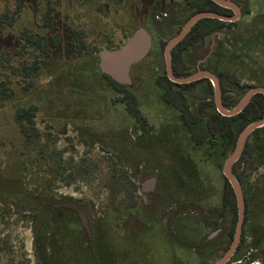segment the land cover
Segmentation results:
<instances>
[{
  "label": "rangeland",
  "instance_id": "rangeland-1",
  "mask_svg": "<svg viewBox=\"0 0 264 264\" xmlns=\"http://www.w3.org/2000/svg\"><path fill=\"white\" fill-rule=\"evenodd\" d=\"M134 2L0 0V19L5 24L0 32V53H4L0 56V264H100L102 260L110 264L112 257L109 248L106 251L105 248L118 243L123 253L119 254L121 264H135V259L139 262L143 251L148 259L140 261V264H200L199 261L201 264H214L222 256V251L208 254L202 250L203 245L193 244L192 232L185 228L178 229L177 235L172 231L165 236L170 216H166L163 227L157 222V214H162L160 211L164 203L160 200L149 205L150 199L167 198L170 193L178 197H195L198 191H202L199 190V183L205 180L209 189L213 190L210 205L203 208L169 205L167 210L171 208L173 212L191 217L189 220L199 223L205 235L223 236L219 241L220 248L228 246L230 241L227 243L224 235L231 230L232 216L226 215L221 227L223 231L219 235L214 232L217 228H211V225L212 220L224 218L218 213L223 195L222 166L224 159L231 154L233 144L224 146L225 142H211L208 136L200 154L203 174L185 170L183 160L174 157L172 166L177 168L167 176L131 169L127 173L131 184L123 183L121 179L119 189L110 188L109 173L113 167L118 164L129 169L135 163L131 136L125 132L132 125L124 120L127 113L123 107L117 106L116 109L113 106L111 89L105 87L102 90L103 80L97 72L96 53L124 42L133 24H145L148 31L156 38L161 35L166 43L193 11L184 0H171V9L167 7L149 15L141 5L143 3H138L137 9ZM235 2L242 9V16L236 25L214 32L204 44L184 52L181 59L185 65L183 70L194 72L202 59L212 57L218 49L224 51L220 52L215 70L226 78L235 75L240 79L235 86V100L238 102L250 86L264 87V80H258L260 76L252 74L260 70L252 59L258 54L249 55L247 52V40L252 45H260L259 33H264V0ZM168 9L164 18L162 14ZM27 34L40 40L39 48L43 45L47 47V53L42 55L41 69L37 74L27 71L28 76L22 70L23 66L32 67L33 60L41 51L36 46L37 42L35 45L27 42ZM75 34L84 40L86 53L83 57H91L87 63L73 49L72 36L75 37ZM106 35L112 39L107 45L103 43V39H108ZM24 44L32 46L24 50ZM258 45H255L257 50L260 49ZM163 48L159 46L153 53L150 52L145 61L133 69L131 76L134 84L126 88L133 97L135 108L148 118L170 117L169 114H172L164 107L162 97L158 96L159 88L156 89L164 74ZM82 64L87 68L91 66V69L85 81H78L77 85L86 89L94 87L99 93L75 97V94H69V90L74 71ZM91 70H94L95 76ZM261 72L264 73V68ZM96 100L105 104L100 107L101 103H96ZM27 105L38 108L32 126L26 121L22 124L18 119L20 109ZM59 116L66 119L58 120ZM84 116L86 118L80 119ZM205 133L204 125L196 131L201 137ZM91 138L99 143L86 144L85 141ZM154 139L157 141L154 156H147L142 162L158 167L167 164L169 159L164 157L174 155V149L164 137ZM259 150V159L250 165L249 180L245 179L242 184L247 200V221L243 228L241 253L237 255L239 264H264L258 258L260 254L264 255V145ZM151 176L157 179L156 189L143 196L142 200L137 194V181ZM162 188L166 196L160 193ZM71 200L81 207L95 236V245L88 251L72 238L78 236L82 238V246L90 245L85 240L78 216L69 211L59 218L58 213L62 211H56L54 207L57 203ZM134 210L139 211L140 217L126 219L123 223L124 218L131 216L129 214ZM47 218L52 220V224L48 225L44 236L42 227ZM58 218L61 219L59 222ZM121 222L123 225L114 229ZM58 229L68 233L61 236ZM205 242L206 239L204 245ZM63 243L65 248H61L64 245L60 247ZM50 245H54L52 249ZM128 257H132V261Z\"/></svg>",
  "mask_w": 264,
  "mask_h": 264
},
{
  "label": "flooded vegetation",
  "instance_id": "flooded-vegetation-1",
  "mask_svg": "<svg viewBox=\"0 0 264 264\" xmlns=\"http://www.w3.org/2000/svg\"><path fill=\"white\" fill-rule=\"evenodd\" d=\"M165 1H167V0H147L144 2H142L141 0H135L134 3H135V7L137 9L139 8L138 3H143L141 5L144 6L146 14L148 13L150 15V13H153L154 11H161L162 9L170 7L173 4V3H170L171 0H168L167 3H165ZM210 1L212 3H214L212 0H210ZM229 1L236 4L235 0H229ZM184 3H185V0H184ZM214 4L217 5L216 3H214ZM217 6L219 8H221L220 9L221 11H220V13H218V12H214V13H218V14H222V15H228V16L232 15L231 10H229L227 8H223L219 5H217ZM170 9H171V7H170ZM170 9H168L167 12L165 11L162 14L164 16V18L167 17ZM240 10H241V16H242L241 7H240ZM199 12H202V11H199ZM209 12H213V11H209ZM195 13H197V12H195ZM195 13L191 14L190 17L192 15H194ZM188 19L177 30L175 35H177L179 33V31L182 29V27L185 25V23L188 21ZM201 20H203V19H201ZM239 20H240V18H239ZM239 20H237V21H239ZM237 21L225 22V23H236ZM144 25L145 24H139V25L133 24L130 27L129 34H128L127 38L129 37V35L134 30H136L139 27H143L144 29H146V27H144ZM146 31L150 34L151 39H152L151 40V48H150L148 54L146 55V57L150 54V52L153 53V51L156 50L159 46L165 47L166 43L172 37L175 36V35L171 36L165 43V41L161 37V35H159L156 38L150 31H148L147 29H146ZM188 33H187V35H188ZM105 37L108 39H106V40L103 39V41H104L103 43H105L107 45L110 42H112V39L110 36L108 37L106 35ZM185 37L180 42H182L185 39ZM127 38L125 39V41L127 40ZM124 42H122L119 45H115V46L113 45V46H111L109 48H105V49L118 48ZM179 43L177 45H179ZM203 44H204V42H203ZM195 45H202V44L198 43ZM195 45H193V46H195ZM193 46H191V47H193ZM175 47L171 50V54H172V51L175 49ZM102 50H104V49H102ZM187 50L188 49H185L183 51V53L186 52ZM163 52H164V48H163ZM163 52H162V57L164 60ZM213 52H214V50H213ZM97 53H96V58H97V68H98ZM182 54H181V56H182ZM211 55H213V53ZM213 56L212 57L211 56L206 57V58L202 59L196 65V71L197 70H207V71L211 72L215 77H217V79L219 81L221 105L225 109H232L240 102V101H238L237 104L235 105L236 92H235L234 80L232 78H230L231 80H229V82L232 85L231 86H225L221 82L222 79H225V78L221 77L217 72H213V71L208 69V67H209L208 64L214 63V61H211V59H213ZM144 59L131 67V69H130L131 84L130 85H121V86H125L126 88H128L134 84L131 73L133 72V69L135 67L139 66L140 64H142L145 61ZM171 65H172V71H173L172 58H171ZM184 66L185 65L183 64L182 67H184ZM98 70H99V68H98ZM191 71H185L186 73L184 75H180V76L176 75L173 71V75L176 77H183V76H187L189 74L196 72V71H194V72H191ZM168 81L170 83H173L168 79V77L166 75L165 62H164V74L162 76L160 85L156 89L159 88L158 89L159 90L158 96L162 97V101H164L163 102L164 107L166 106V109H168L169 113L170 112L172 113V114H169L170 117L154 116V117L148 118V117L143 116L140 109H137V112L134 113V115L132 116V115H129V113H127L126 108L121 106V107H123V109L125 110V112L128 115L127 119H124V120L131 122L130 124L132 125V127L125 129V132H128L129 135L131 136L130 137L131 138L130 140L132 141L131 152L133 153L134 160H135V163L131 164L132 167L130 169L135 170L136 172H140V173H144V172H149V173L155 172L156 173L157 172L160 174H166V176H167V174L169 172H171V170H176L177 167L172 166V164H173L172 159L174 157H177V158H180L181 160H183V166H184L185 170H187L189 172H191V171L197 172L198 171L201 174H203V172H202L203 162H202V159L200 157V154H201V149L203 147L204 140H203V137H201V135L196 134V131L201 125L206 126L207 122L208 123L211 122L212 124H214L215 119L211 118V117H212V115L219 114L217 111V106H216V102H215V94H214V89H213L212 83L207 78H202L200 80H197V81H194V82H191L188 84L173 83L174 85H170L168 83ZM162 84H165V85H162ZM194 84H195V86H192ZM196 84H202V85L198 86ZM251 87L252 86H250L247 89V91ZM253 87H257V86H253ZM188 109L191 112H194L196 110H204L206 112V114H204V116H202V119L193 121L192 118L189 119V118H186L183 116V114L185 112L187 113ZM220 116H222V115H220ZM222 117H224V116H222ZM171 128H172V130H171ZM168 129H170V130L168 131ZM170 131H172L171 134L169 133ZM206 134L209 136V131L207 128H206ZM161 137H164V140H167V142L170 141V143L172 144V149H174V155H171L168 157L165 156L164 159L168 158L169 161L167 162V164L159 165L158 167L155 165L151 166V164H149L148 162H147L148 164L145 163L146 161L142 162L143 158H145L147 156L148 157L154 156V154H155L154 147L156 146V143H157V141L155 142L154 138L160 139ZM215 138L217 140V137H215ZM158 141H160V140H158ZM160 142H162V141H160ZM155 157H156V155H155ZM206 178H207V176L205 177V179ZM152 179H153V183H152V185H150V181ZM166 179H167V177H166ZM156 185H157L156 177L151 176L148 178L138 179V181H137V187H138L137 194H138V196L142 198L143 196H147V195L153 193L156 189ZM199 185H200L199 190H202V191L197 190L198 192L195 194V197H189V198L181 197V196L178 197L175 194L170 193V194H167L168 195L167 198L164 197L163 199H161V198L157 197L154 199H150L149 205L157 204L160 202V200L162 203H164L165 206L162 208V210L160 212L162 214H165V215H164V217H162V214H160V213L157 214V222H158V226L163 227L166 220H167L166 216H168V217L170 216L169 218L171 220L169 221V230L165 231V234H164L165 236H167L166 235L167 233H172V231L177 235V233L179 232V230L181 228L188 229V230H190V233L192 232V238H193V244L194 245H197V246L203 245L204 248H202V250H204V251L206 250V252L208 254L212 253V252H216V251H222L223 252L222 256H223V254L229 249V247L232 244L236 222L234 225H232L231 230L230 231L228 230L226 232V235H224V236H226L225 241L227 243L230 241L228 246H222L220 248L221 245L219 246V244H220L219 241H221L223 239V236H222V238H217V236L210 237V235L207 236V235H205V230H203V228H201L199 223H194L193 221L189 220V219H191V217H189L187 215H183L178 211L173 212V211H171V208L169 211L167 210L169 205L170 206L173 205L174 207L175 206L180 207V206H185V205L186 206L187 205H196V206H199L201 208H203V206L210 205L211 199L213 198V197H211L213 190L209 189L207 180H205V182H203L202 184L199 183ZM209 186L212 187L213 186L212 183H210ZM240 186H241L242 193H243V200H244V205H245V216H246L247 215L246 214V203H247L246 193L244 191V188L242 187V184H240ZM223 189H224V180H223L222 191H223ZM160 193L161 194L165 193V196H166V191L164 188H162ZM143 198H142V200H143ZM235 203H236V200H235ZM141 204H144V203H141ZM236 210H237V207H236ZM218 213H219V216L222 215L224 218L218 217L216 220H212V225H211V228H214V227L217 228L216 231H214V232H217V235H219V233L221 231H223V229L221 227H222L223 221L225 220L226 215L230 214L232 216L231 219L234 218V212L230 209H226V207L224 206L223 195L221 197V209L219 210ZM81 214L84 215L82 210H79L78 218L80 219L82 226L86 229V227L84 226V224L81 220V216H80ZM85 218H86L87 224H88V229H86V231H89L90 230L89 220L87 219L86 216H85ZM244 219H245V217H244ZM232 221H233V219H232ZM236 221H237V218H236ZM204 228H205V226H204ZM243 228H244V222H243V226H242L240 241L237 245V248H236L235 252L233 253V255L230 257V259L225 264H239L240 263V261L237 260V258H239L237 255L239 253H241L240 249H241V241H242V236H243V231H244ZM204 239H206L205 245H204ZM170 245H173V244L170 243ZM63 247H65V246H63ZM179 248L181 249V247H179ZM218 248H220V249H218ZM183 251L185 252L186 250L183 249ZM186 253H187V251H186ZM200 258L202 259V262H204L203 261L204 259L202 257H199L198 259L201 260ZM258 258H260L262 261V254H260L258 256ZM234 259H236V260L234 263H232V261ZM195 260L197 261V259H195ZM199 263L201 264V261H199Z\"/></svg>",
  "mask_w": 264,
  "mask_h": 264
},
{
  "label": "trees",
  "instance_id": "trees-1",
  "mask_svg": "<svg viewBox=\"0 0 264 264\" xmlns=\"http://www.w3.org/2000/svg\"><path fill=\"white\" fill-rule=\"evenodd\" d=\"M185 3L193 10L191 14L195 13V12H199V11H213V12H218L220 13V9L217 5H215L214 3H212L210 0H185ZM50 16V14H49ZM236 25V23H225V22H221L215 19H203L198 21L190 30V32L188 33V35L185 37V39L179 43V45H177L175 47V49L172 51L171 54V58H172V64H173V71L176 75L180 76V75H184L186 72L183 70V64H182V59H181V54L183 53V51L185 49H189L191 46L195 45V44H203L204 40L210 36L212 33L216 32V31H220L225 27H232ZM5 24L4 22L0 19V32L4 29ZM74 34V33H73ZM74 38L73 40V49L76 51L75 53H77L79 56V58L82 59L83 56H85V51L84 49L86 47H84L85 43L84 40L82 39L81 36H79L78 34H75V37L72 36ZM25 39L27 40V42L29 44H34L36 43V46L40 43L39 39H36L35 36L33 35V37H31L29 34H27L25 36ZM37 40V41H35ZM76 40V41H75ZM75 42V43H74ZM248 42V47H247V52L250 55L251 53L254 54H258L256 55V58H252L253 59V64H255V66L260 69L259 72L254 71V73H252L253 75L256 76H260L258 78V80H264V77H262V68H264V33L260 32L259 33V37H258V42L260 45L258 44H250L249 41ZM255 45H258V47H260V49H256ZM32 45H28V44H24L22 46V48L24 50H27L28 48H30ZM38 47V46H37ZM39 48V47H38ZM47 49V47L45 45H43V47H40L39 50L41 51L40 54H37L34 61V64H32V67H28V65H24L23 69L26 72V75L28 76L29 72H33V74H37V71H39L41 69L40 65L42 64V55H45L47 52H45V50ZM220 52H222V50H217L213 56V59H211V61H214V63H210L208 64V69L216 72L215 68L217 63H219L220 61ZM224 52V51H223ZM222 52V53H223ZM19 55L22 54V52H18ZM93 56V54H91ZM0 56H4V53H0ZM91 57H83L82 61L85 60L84 62H88V59H90ZM6 60L9 61V59L7 58ZM1 64V62H0ZM84 64H82L81 66H78L77 69H75L74 73V80L75 83H73L74 80H72V86H70L69 90V94H75V97L78 95L79 96H83V95H93V93L98 92L99 90H97L94 87H89V88H85L82 86H78L77 83L78 81L80 82H84L85 81V77H87V75L89 76V70L91 69V66L87 68V66L83 67ZM97 72L102 76V90L105 89V87H107L108 89H111V92L114 96V98H112V101L115 103L113 104V106H117L118 108L123 106L124 108H126L127 113H129V115H134V113L137 112V109L134 106V102L132 101L133 97L132 95L127 91L125 86H121L119 84H117L116 82H114L111 78H109L108 76L102 74L98 68H97ZM92 75L95 76L94 74V70H91ZM221 77H224L225 79H222V83L225 86H231L232 84L229 82V80H231L230 78H226L223 74L217 72ZM234 80V84L236 86V84H238L239 82V78H236L235 75L231 77ZM168 83L170 85H174L173 83H170L168 81ZM104 84V85H103ZM93 98V97H92ZM99 102L101 104H99L100 107H102V104H105L102 101H97L96 103ZM237 104V102H235V105ZM103 109V108H102ZM38 108L36 105H27L23 108L20 109L19 113H18V119L20 120V122L23 124L24 121H26L28 123V125L32 126V120L37 112ZM83 110V109H82ZM97 110V109H96ZM101 111H98L96 114H99ZM204 114H206V112L204 110H196L194 112L189 111V109L187 110V113L185 112L183 114L184 117L186 118H192L193 121L194 120H200L202 119V116H204ZM128 116V115H127ZM262 116H264V95L261 94H256L252 97V99L250 100V102L248 103V105L237 115L233 116V117H222L219 114L216 115H212L211 118L215 119L214 124H212L211 122L208 123L206 125V128L209 131V137H210V141L213 142L216 140L215 137H217V140L220 142H225L224 146L228 145V144H233V147L235 145L236 139L238 134L241 132L242 129H244L246 126H248L249 124L258 121L262 118ZM88 117V116H87ZM82 118H86L81 117ZM92 118V117H91ZM65 120L66 118H61L59 116L58 120ZM75 119V118H74ZM90 120V119H89ZM89 137V136H88ZM208 135L205 133L203 136V140H206L207 138H209ZM90 138V137H89ZM86 144H90L93 145L95 143H99V141H97L94 138L88 139L87 141H85ZM91 142V143H90ZM93 143V144H92ZM264 145V127L258 128L255 131H253L249 137L247 138L245 144H244V148L243 151L239 157V159L235 162V164L232 167V173L235 177V179L240 183L243 184L244 180L247 179L249 180L250 177V165L252 163H254L256 160L259 159L260 155H257L259 150V147ZM252 161V162H251ZM119 168L120 170H118L117 168ZM131 170L130 168H126V167H121L118 164L113 167V170L110 171V188L112 190L114 189H119V181L122 179L123 183H127V184H131V179L130 176L127 174L129 171ZM224 180V189H223V202H224V206L226 207V209H230L234 212V218H233V225L236 222V218H237V210H236V203H235V197L233 194V191L230 187V184L228 183V181L223 177ZM258 181L261 182V179H259ZM11 190V189H10ZM54 207L56 208V211H59L61 213H58V217L60 218L63 214H67L69 211H72V213H74V215L78 216V212L79 210H82L81 207H79L75 201L71 200V202H65L63 204L57 203L54 205ZM64 212V213H63ZM43 214V213H42ZM246 214H247V203H246ZM131 216H129L128 218H124V220L122 221L123 223L126 221V219H130V218H138L140 217V213L137 210H134L131 214H129ZM58 218V222L61 220ZM247 221V215L245 216L244 219V224ZM52 220H50V218L45 219V221L43 222L44 226L42 227V230L44 231V236L46 235V231L48 228V225H51ZM120 223L119 225H117L116 228L114 229H118L120 228L123 223ZM90 225V223H89ZM84 228V227H83ZM114 229H110V230H114ZM84 234H85V240L89 242V246L88 245H83L80 243V241H82V238H79L78 236H73L72 238L77 240V244H79V246L81 248H83L84 250L88 251L90 249H92L91 247L95 245V236H93L92 233V229H91V225H90V230L86 231V229L84 228ZM105 230V229H104ZM58 233L61 234V236H63L64 234L68 233L66 231H64L63 229L59 230L58 229ZM118 233V232H117ZM232 234V233H231ZM115 237H117V234L115 235ZM79 239V240H78ZM84 244H87L84 242ZM120 243H118V245H107L105 248V251L108 250L109 248V254L112 257L111 263L110 264H121V260L119 259V254L123 255L122 253V249L120 251L119 249V245ZM63 244L60 245L63 246ZM54 245H50L51 249ZM65 246V245H64ZM59 247V249H60ZM61 248H65V247H61ZM58 249V250H59ZM92 251V250H91ZM120 251V253H119ZM123 252H126L125 250H123ZM144 252V251H143ZM142 254H140L139 256L141 257V259H139V262L141 261H146L148 259V257H145ZM107 253V252H106ZM117 253V254H116ZM44 254V253H43ZM54 254V253H52ZM103 254V253H102ZM46 256V254H44ZM101 256V253H100ZM125 256V255H124ZM148 256V255H147ZM43 257V255H42ZM131 261H132V257H128ZM262 261H264V255H262ZM138 261H133V263L135 264H140ZM100 264H105L103 262V260L101 261ZM109 264V263H107ZM125 264V263H122ZM144 264H149L148 263H144Z\"/></svg>",
  "mask_w": 264,
  "mask_h": 264
},
{
  "label": "water",
  "instance_id": "water-1",
  "mask_svg": "<svg viewBox=\"0 0 264 264\" xmlns=\"http://www.w3.org/2000/svg\"><path fill=\"white\" fill-rule=\"evenodd\" d=\"M217 5L227 8L232 11V15H222L209 11L197 12L192 15L177 35L172 37L164 47V62L165 70L168 79L176 84H188L202 78H207L212 83L217 111L224 117H232L239 114L244 107L249 103L250 99L255 94L264 95V87H251L242 97L240 102L232 109H225L221 105L219 81L211 72L207 70H197L196 72L183 77H176L173 75L171 65V50L187 35L192 26L201 19H216L222 22H235L241 17V10L238 5L229 0H212ZM151 36L143 27L134 30L127 40L118 48L104 49L97 53L98 68L100 72L119 85H130V69L133 65L142 61L148 54L151 48ZM264 127V116L258 121H255L238 134L235 145L230 155L224 159L222 166V174L229 182L236 200L237 207V221L233 236V241L229 249L217 260L214 264H225L235 252L240 241L242 226L245 217V205L243 200V193L240 184L235 179L232 173V166L239 159L244 144L249 135L258 128ZM153 179L150 181L152 185ZM81 220L88 229V224L85 216L80 215Z\"/></svg>",
  "mask_w": 264,
  "mask_h": 264
}]
</instances>
